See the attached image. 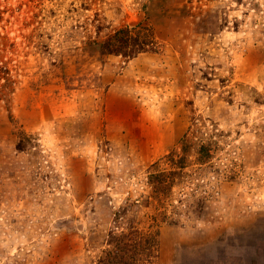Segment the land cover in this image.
I'll return each instance as SVG.
<instances>
[{"label":"rangeland","instance_id":"obj_1","mask_svg":"<svg viewBox=\"0 0 264 264\" xmlns=\"http://www.w3.org/2000/svg\"><path fill=\"white\" fill-rule=\"evenodd\" d=\"M103 259L264 264V0H0V264Z\"/></svg>","mask_w":264,"mask_h":264},{"label":"trees","instance_id":"obj_2","mask_svg":"<svg viewBox=\"0 0 264 264\" xmlns=\"http://www.w3.org/2000/svg\"><path fill=\"white\" fill-rule=\"evenodd\" d=\"M144 27L143 24H139L133 30L127 26L116 30L101 44V52L106 55L122 56L129 59L141 53L156 52V43L153 39H148V30ZM121 258L119 254L111 259L119 263ZM105 260L108 262V258ZM101 264H104V259Z\"/></svg>","mask_w":264,"mask_h":264}]
</instances>
